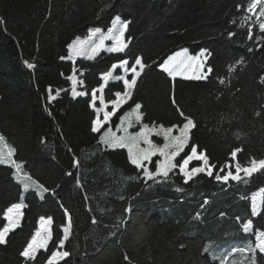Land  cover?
<instances>
[{
    "label": "trees",
    "instance_id": "16d2710c",
    "mask_svg": "<svg viewBox=\"0 0 264 264\" xmlns=\"http://www.w3.org/2000/svg\"><path fill=\"white\" fill-rule=\"evenodd\" d=\"M250 2L0 0V135L15 148L13 159L21 163L22 174L48 189L42 196L34 191L25 195L20 226L0 245V264H46L63 236L65 211L73 227L60 250L70 255L58 264H219L203 252L205 245L217 255L223 247L253 244L241 224L251 219L252 232L264 231V207L253 217L248 200L264 188V169L246 178L248 183L215 180V173L228 164L248 166L252 158L264 159V50L256 43L264 33L255 16L248 22L253 24L251 39L247 24L240 26ZM117 15L128 22L125 52L76 59L74 65L61 59L72 39L85 37L93 27L106 31ZM182 48L193 55L207 49L206 67L212 69L207 80L171 79L159 70L168 55ZM136 57L145 70L110 127L136 103L142 105L143 124H182L174 98L196 123L187 150L197 145L206 152L215 166L212 177L200 174L184 183L174 169L159 183L146 181L123 149L103 147L100 132L91 131L96 117L90 107L92 89L99 88L101 75L113 64L127 60L131 66ZM241 58L244 63L229 75L228 68ZM74 68L83 81L78 91L86 93L75 98L68 79ZM218 77L225 78L223 85ZM122 90L121 82L107 83L102 92L107 111L114 93ZM235 148L242 151L233 159ZM156 160L149 164L152 171ZM199 165L190 163L189 168ZM13 173V168L0 166V221L3 209L18 202L22 192ZM40 217L53 219V239L48 251L39 250L34 261H25L19 253ZM251 255L247 253V264ZM261 257L257 252V264H264Z\"/></svg>",
    "mask_w": 264,
    "mask_h": 264
},
{
    "label": "snow or ice",
    "instance_id": "6c2138e0",
    "mask_svg": "<svg viewBox=\"0 0 264 264\" xmlns=\"http://www.w3.org/2000/svg\"><path fill=\"white\" fill-rule=\"evenodd\" d=\"M258 5L260 6L259 11H257ZM237 7L239 9L241 6L238 5ZM246 11L249 15L243 17L240 26L244 27L247 24L248 36L249 39H251L253 24L248 22L251 20L252 16L256 17L254 23L258 24L259 31L264 33V0H251ZM233 23L235 22L233 21ZM127 27L128 22L121 21V18L117 15L112 19L111 26L107 28V32H103L99 27L90 28L88 29L86 37L81 38L80 36H77L66 45L68 55L67 57H61V59L71 60L74 57L83 56L91 60L94 59L101 50H105L109 53H123L126 48H128V42L124 38ZM228 35L231 37L234 33L229 32ZM108 40L112 41L111 46L105 45V41ZM208 55H210V53H208L207 49H200L198 53L193 55L189 52V49L182 48L173 52L171 55H168L158 67L160 71L166 73L168 77L173 79L179 76L185 80H207L212 72L210 67H208L206 71L204 70ZM25 63L28 68L31 69L33 67L32 64ZM243 63L244 61L242 58L237 60L236 64L228 68L229 75L235 71L236 65H241ZM145 67L146 65L142 58L136 57L134 64L130 67L127 60H121L119 64H113L111 70L104 72L101 75L100 79L103 83L99 85L98 89H92L91 95L92 103L90 104V107H92L96 113V118L91 122V131L93 133L101 132V129L109 124L118 110L132 98L133 91L138 83V78L143 74ZM117 68L123 69L124 74L114 76L113 70ZM75 71L74 68L73 72L75 73ZM129 74L130 78H128ZM68 79L72 81L73 84V98L86 95L85 92L77 91L76 89V85L83 84V81L78 80L75 75L69 76ZM109 80L121 81L123 83V90L114 93L115 99L110 101L111 111H106L105 109L108 107V104L105 103L103 95L99 96L100 107H96L95 102L98 99L97 92L102 93ZM218 81L223 85L225 83V78L218 77ZM260 83L264 84V76L260 77ZM59 94V92L56 93L57 96ZM54 98L55 97L51 95L50 89L49 100L51 101ZM172 104L175 106L180 117H182V124H173L171 126H164L163 124L157 125L155 123L152 126L142 124L138 132L129 133L128 129L132 127L133 115L135 116L136 123H141L142 113L139 110L142 105L136 103L129 112H125L124 115L119 117L120 123L116 125L117 130L122 131L124 135L117 136L116 132H114L109 126L100 135L99 143L110 148H127L129 162L134 165L136 169L142 170L146 181L152 180L159 183L161 180L158 178H169V174L177 168L184 178V183H188L200 173H206V175L212 177L214 175L215 166L210 164L205 151H198L197 145H191V151L184 156L181 161H177V157H180L185 148L189 146L190 134L196 127V123L193 117L184 113L179 105H177L174 98L172 99ZM101 113H103V119L100 118ZM257 115H259V113H257ZM153 135L162 137L163 143H154L151 138ZM142 144L144 145L143 147L141 146ZM15 151V148L5 141V137L0 135V164H7L15 169L13 175L22 186V192H28L29 189H35V191L42 196L43 193L48 191V189L37 180L32 179L26 174H22L21 163H18L13 159ZM240 151H242L240 148L233 149L230 153L231 158L235 159L237 153ZM157 156L159 159L155 161V170L152 171L147 166L146 162L151 163L153 157ZM194 160L201 161L202 163L197 167L189 169V164ZM228 169L227 172H224L223 169H221L220 172H216L215 180L220 183H228L230 180L248 183L246 178H250L254 173L264 169V159L257 160L252 158L248 166H242L240 162L237 161L235 164V172L231 170V165H228ZM241 173H243V176H241ZM68 175H71V173H68ZM77 185H79L78 180ZM177 190L179 191V189ZM250 201L251 216L255 217L260 213L261 208L264 207V188L253 193L250 197ZM204 203L207 204L208 201L205 200ZM25 207L26 205L24 203L16 202L3 209L2 221H0L2 222V227H0V245L6 244L8 234L20 226L21 219L24 215L22 209ZM64 214L68 219L67 223L61 226L63 236L56 244L57 250L51 251L46 264H58L59 261L65 260V258L70 255L68 251L60 250L64 248L65 242L69 239L73 227L70 214L67 211H65ZM223 215L224 213H221V216ZM198 216L199 214H197V217ZM237 221H240L239 217H237ZM93 223H96L95 218H93ZM52 224L53 219L51 217H40L39 228L19 253L25 261H34L39 250L48 251L49 242L53 239ZM241 228L244 233H251L253 231L252 220L248 219L243 222ZM254 234L256 240L255 246L249 243L245 247H233L231 249V252L233 253L239 252L244 254L245 252H250L252 255L249 264H257V250L259 253L264 254V231L256 230ZM181 247H183V245H181ZM203 252L210 253L213 260H219V264H227V257L216 256L209 245H205ZM124 259L128 261L129 257L125 255ZM261 259H264V256H262ZM233 264H237V262L233 261ZM240 264H244V262L241 261Z\"/></svg>",
    "mask_w": 264,
    "mask_h": 264
},
{
    "label": "rangeland",
    "instance_id": "374dc122",
    "mask_svg": "<svg viewBox=\"0 0 264 264\" xmlns=\"http://www.w3.org/2000/svg\"><path fill=\"white\" fill-rule=\"evenodd\" d=\"M259 5L257 6V11H259ZM255 19H256V17H255ZM122 21V20H121ZM110 26H111V23H110ZM109 26V27H110ZM103 31V30H102ZM103 32H107V30L106 31H103ZM126 32V31H125ZM87 36V35H86ZM85 36V37H86ZM81 38H84V37H81ZM124 38H125V34H124ZM111 43H112V41H110V40H108V41H105V45L106 46H111ZM101 53H106V54H108L109 52H107V51H105V50H101V52L99 53V54H101ZM98 54V55H99ZM112 54H115V53H112ZM67 55H68V52H67ZM67 57V56H66ZM86 57H83V56H79V57H74L73 59H71V60H69V59H64L65 61H68V62H70L71 64H75V60L76 59H85ZM207 61V60H206ZM116 64H119V63H116ZM130 67V66H129ZM110 70H111V68H110ZM205 71L207 70V67H206V62H205V69H204ZM124 74V70L123 69H121V68H117V69H115V70H113V75L114 76H116V75H123ZM72 75H75V73H73ZM128 78H130V74H129V77ZM176 79H181V80H185V79H183L182 77H179V76H177L176 77ZM187 81H193V80H187ZM201 81H204V80H201ZM109 82H111V83H117V82H121V81H116V80H109ZM70 83H71V93H72V87H73V84H72V81H70ZM102 83H103V81H102ZM122 83V82H121ZM123 84V83H122ZM76 89H77V91H78V89H79V86H78V84L76 85ZM92 95V94H91ZM102 95V93L101 92H97V97H98V99L96 100V102L95 103H99V106L98 107H100L101 105H100V102H99V96H101ZM91 103H92V101H91ZM110 106V108H111V104L109 105ZM108 108V107H107ZM107 108L105 109L106 111H107ZM93 109V108H92ZM94 110V109H93ZM131 109H129V110H127L126 112H129ZM124 115V114H123ZM96 118V117H95ZM100 118L101 119H103V113H101L100 114ZM120 123V120H119V122H118V124ZM142 121H141V123L140 124H138V123H136V121H135V116L133 115V117H132V127H130L129 129H128V131H129V133H135V132H138L139 131V129H140V127L142 126ZM109 125L110 124H108V125H105L106 126V129L109 127ZM149 126H152V125H149ZM106 129H101V132H100V135L102 134V132L104 131V130H106ZM112 130L114 131V132H116V135L117 136H120V135H124V133L122 132V131H119V130H117V128H116V126L115 127H113L112 128ZM175 134V133H174ZM152 139H153V141H154V143H157V144H162L163 143V139H162V137H157V136H155V135H153L152 137H151ZM100 140V139H99ZM101 144V143H100ZM103 147H105V148H107V149H109V150H115V149H123L125 152H126V154H127V156H128V150H127V148H110V147H107L106 145H104V144H101ZM142 147L144 146L143 144L141 145ZM187 148L188 147H186L185 148V150H184V152H182L181 153V155H180V157H177V159H179V158H181V157H183V156H186L190 151H191V149L190 150H187ZM153 159H159V157L157 156V157H153ZM199 163V164H201L202 162L201 161H192L191 163ZM131 164V163H130ZM146 164H147V166L149 167V164L150 163H148V162H146ZM132 165V164H131ZM228 165H231V170L233 171V172H235V164H228ZM228 165L224 168V172H227L229 169H228ZM0 166H5V167H11L10 165H7V164H0ZM134 166V165H133ZM197 167V166H196ZM12 168V167H11ZM190 169V168H189ZM177 170L179 171V169L177 168ZM13 171H15V169H13ZM201 175H205V176H207L208 177V175H206V173H200ZM200 174H197V175H200ZM221 174H223V173H221ZM181 176H182V174H180ZM196 175V176H197ZM241 176H243V173H241ZM183 177V176H182ZM17 181V180H16ZM231 181V180H230ZM18 182V181H17ZM19 183V182H18ZM20 184V183H19ZM29 191H34V192H36L35 191V189H29ZM28 191V192H29ZM28 192H21V195H20V198H19V201L18 202H24V198H25V195L28 193ZM37 193V192H36ZM38 194V193H37ZM38 195H40V194H38ZM40 220V219H39ZM39 228V222H38V225H37V229ZM233 247H235V248H238V246L237 245H233V246H231L230 248L229 247H223L221 250H219V252H217L216 254V256H218L219 257V255H221V254H224V253H226V252H229V255L227 256V264H233V261H236L237 262V264H240V262L241 261H243L244 262V264H247V259H248V257H247V254H241V253H239V252H235V253H233V252H231V249L233 248ZM245 247V246H244ZM211 250H214L213 248L211 249ZM220 251H221V253H220ZM213 252V251H212ZM257 252L259 253V251L257 250ZM207 254H209L210 256H211V258H212V255L210 254V253H207ZM260 255H262V256H264V254H261V253H259ZM251 258V257H250ZM213 260V259H212ZM213 261H217V260H213Z\"/></svg>",
    "mask_w": 264,
    "mask_h": 264
},
{
    "label": "water",
    "instance_id": "95a60500",
    "mask_svg": "<svg viewBox=\"0 0 264 264\" xmlns=\"http://www.w3.org/2000/svg\"><path fill=\"white\" fill-rule=\"evenodd\" d=\"M256 43L259 45V50H264V37L259 38Z\"/></svg>",
    "mask_w": 264,
    "mask_h": 264
},
{
    "label": "crops",
    "instance_id": "0c3cea01",
    "mask_svg": "<svg viewBox=\"0 0 264 264\" xmlns=\"http://www.w3.org/2000/svg\"><path fill=\"white\" fill-rule=\"evenodd\" d=\"M39 222V221H38Z\"/></svg>",
    "mask_w": 264,
    "mask_h": 264
}]
</instances>
